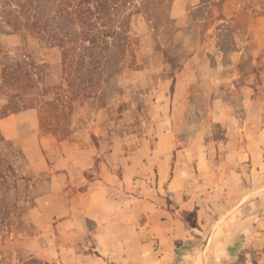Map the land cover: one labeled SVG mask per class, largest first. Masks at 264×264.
Returning a JSON list of instances; mask_svg holds the SVG:
<instances>
[{
	"label": "rangeland",
	"instance_id": "rangeland-1",
	"mask_svg": "<svg viewBox=\"0 0 264 264\" xmlns=\"http://www.w3.org/2000/svg\"><path fill=\"white\" fill-rule=\"evenodd\" d=\"M154 1L151 14L168 17H133L138 66L120 69L111 59L88 96L72 100L61 49L0 18V264H60L59 251L47 249L39 213L43 172L33 170L49 161L45 138L68 151L91 149L96 169L111 163L120 172L121 162L146 161L161 146L254 145L255 159L245 162L255 161V171L246 168L243 184L233 179L229 186L249 198L231 216L215 212L202 221L206 228L196 231L186 254L197 264H264V0ZM23 59L35 83L4 85L2 70L23 67ZM42 94L51 103L42 104L41 122L37 108L24 107ZM206 117L211 140L196 137ZM93 176L86 173L87 180Z\"/></svg>",
	"mask_w": 264,
	"mask_h": 264
},
{
	"label": "crops",
	"instance_id": "crops-1",
	"mask_svg": "<svg viewBox=\"0 0 264 264\" xmlns=\"http://www.w3.org/2000/svg\"><path fill=\"white\" fill-rule=\"evenodd\" d=\"M209 120L197 123L205 129L196 137L213 138ZM45 142L49 161L33 170L43 172L39 213L48 226L47 249L59 251L60 264H197L186 252L196 231L206 228L199 225L211 222L215 212L228 217L242 209L249 197L234 195L229 186L233 179L243 184L246 168L255 171V161L245 162L255 159L254 145L230 150L193 144L175 151L161 146L146 161L121 162L120 172L111 163L96 169L91 149L68 151L53 139ZM228 158L235 173L228 172ZM87 172L95 176L87 180Z\"/></svg>",
	"mask_w": 264,
	"mask_h": 264
},
{
	"label": "trees",
	"instance_id": "trees-1",
	"mask_svg": "<svg viewBox=\"0 0 264 264\" xmlns=\"http://www.w3.org/2000/svg\"><path fill=\"white\" fill-rule=\"evenodd\" d=\"M154 3V0H0V18L13 30H23L25 36H41L46 43L61 49L64 79L71 81L72 95L67 98L72 100L88 96L86 90L105 75L111 59L120 69L138 66L139 38L131 22L139 13H144L151 22L167 18L151 14L149 9ZM157 4L159 7L160 3ZM128 57L131 60L127 61ZM29 65L24 60V66L17 70L5 67L2 83L6 86L24 80H28L29 86L35 83L36 72ZM41 96L37 104L30 103L24 108H37L42 122V104L51 102ZM59 103L54 105L59 107Z\"/></svg>",
	"mask_w": 264,
	"mask_h": 264
}]
</instances>
